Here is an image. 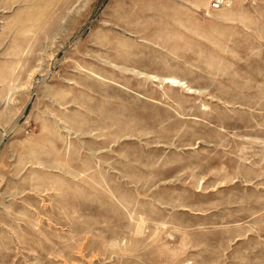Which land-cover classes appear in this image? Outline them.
<instances>
[{
  "label": "rangeland",
  "instance_id": "rangeland-1",
  "mask_svg": "<svg viewBox=\"0 0 264 264\" xmlns=\"http://www.w3.org/2000/svg\"><path fill=\"white\" fill-rule=\"evenodd\" d=\"M0 264H264V0H0Z\"/></svg>",
  "mask_w": 264,
  "mask_h": 264
},
{
  "label": "built area",
  "instance_id": "built-area-1",
  "mask_svg": "<svg viewBox=\"0 0 264 264\" xmlns=\"http://www.w3.org/2000/svg\"><path fill=\"white\" fill-rule=\"evenodd\" d=\"M234 0H210V8L218 10L231 4Z\"/></svg>",
  "mask_w": 264,
  "mask_h": 264
},
{
  "label": "bare ground",
  "instance_id": "bare-ground-1",
  "mask_svg": "<svg viewBox=\"0 0 264 264\" xmlns=\"http://www.w3.org/2000/svg\"><path fill=\"white\" fill-rule=\"evenodd\" d=\"M222 9V8H221ZM218 10H220V9H218Z\"/></svg>",
  "mask_w": 264,
  "mask_h": 264
}]
</instances>
